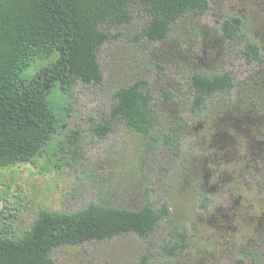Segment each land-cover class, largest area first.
<instances>
[{
  "label": "rangeland",
  "instance_id": "1",
  "mask_svg": "<svg viewBox=\"0 0 264 264\" xmlns=\"http://www.w3.org/2000/svg\"><path fill=\"white\" fill-rule=\"evenodd\" d=\"M209 1L206 15H187L165 41L140 37L151 20L140 6L131 8V24L108 27L112 38L98 53L103 84L78 80L69 97L57 91L60 139L33 164L0 167V222L12 237H24L43 210L74 214L95 203L137 211L150 204L171 214L149 239L129 234L65 246L52 259L137 264L149 254L153 264H264V106L253 107L247 94L264 82V0ZM236 16L245 22L243 36L231 42L221 25ZM247 40L260 46L261 61H248ZM50 61L34 63L23 78ZM197 72L233 76L237 88L226 105L192 111ZM140 79L149 82L160 142L147 144L123 123L107 137L95 134L115 92ZM74 131L80 141L69 144ZM164 135L178 143L164 144ZM177 232L190 236L189 250L171 258L163 247Z\"/></svg>",
  "mask_w": 264,
  "mask_h": 264
},
{
  "label": "trees",
  "instance_id": "2",
  "mask_svg": "<svg viewBox=\"0 0 264 264\" xmlns=\"http://www.w3.org/2000/svg\"><path fill=\"white\" fill-rule=\"evenodd\" d=\"M133 6H140L151 16L140 37L153 42L167 40L173 27L187 15L202 17L211 9L209 0H0L1 168L33 164L60 139L65 122L52 96L60 91L69 97L78 80L103 84L99 49L112 38L109 26L120 27L134 21ZM244 23L239 16L223 21L222 37L231 42L242 40ZM140 37H136L137 42ZM260 52L257 43L246 41L249 62L261 61ZM43 60L52 61L32 79L23 78L34 63ZM191 86L195 114L214 103L226 105L237 88L229 73L211 76L197 72ZM247 92L253 107L264 106L263 81ZM114 98L109 118L95 125L94 133L107 137L117 124L123 123L147 144H158L160 139L154 132L159 117L152 109L149 82L136 80L117 90ZM68 138L69 144H78L79 131ZM163 143L178 141L164 135ZM170 214L169 207L157 210L150 204L137 211L95 203L74 214L43 210L31 230L18 239L0 222V264H58L51 253L61 247H78L129 234L146 240ZM174 236L175 240L163 247L171 258L189 250L190 236L186 232ZM137 264H153L151 255H142Z\"/></svg>",
  "mask_w": 264,
  "mask_h": 264
}]
</instances>
